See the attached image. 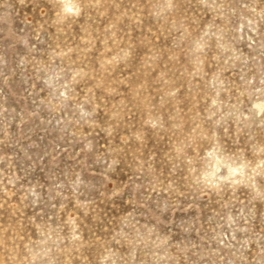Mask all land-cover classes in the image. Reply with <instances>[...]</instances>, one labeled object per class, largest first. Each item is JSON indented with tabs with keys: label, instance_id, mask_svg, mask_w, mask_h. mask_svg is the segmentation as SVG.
Here are the masks:
<instances>
[{
	"label": "rangeland",
	"instance_id": "obj_1",
	"mask_svg": "<svg viewBox=\"0 0 264 264\" xmlns=\"http://www.w3.org/2000/svg\"><path fill=\"white\" fill-rule=\"evenodd\" d=\"M0 264H264V0H0Z\"/></svg>",
	"mask_w": 264,
	"mask_h": 264
}]
</instances>
